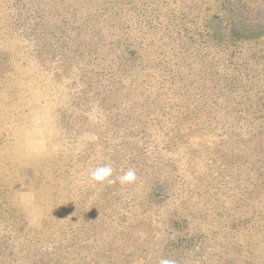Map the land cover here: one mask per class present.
Wrapping results in <instances>:
<instances>
[{
  "label": "rangeland",
  "instance_id": "1",
  "mask_svg": "<svg viewBox=\"0 0 264 264\" xmlns=\"http://www.w3.org/2000/svg\"><path fill=\"white\" fill-rule=\"evenodd\" d=\"M263 103L264 0H0V264H264Z\"/></svg>",
  "mask_w": 264,
  "mask_h": 264
},
{
  "label": "clouds",
  "instance_id": "2",
  "mask_svg": "<svg viewBox=\"0 0 264 264\" xmlns=\"http://www.w3.org/2000/svg\"><path fill=\"white\" fill-rule=\"evenodd\" d=\"M90 179L97 184H108L113 185L117 183V181L121 185H130L136 182L137 175L134 169H128L118 177H113V169L110 165H105L96 168L90 173ZM54 219V218H53ZM159 264H175V261L163 258L159 261Z\"/></svg>",
  "mask_w": 264,
  "mask_h": 264
},
{
  "label": "trees",
  "instance_id": "3",
  "mask_svg": "<svg viewBox=\"0 0 264 264\" xmlns=\"http://www.w3.org/2000/svg\"><path fill=\"white\" fill-rule=\"evenodd\" d=\"M263 105H264V103L262 104V106ZM247 112H249V111H247ZM253 123H254L253 120L252 121H249L248 124H245V123L244 124H237L236 123L237 124L236 125V124L229 123V124L224 125V127H226V129L228 131H230L231 133H233L232 132V127L233 126L236 127L237 130H239L240 132H242V130H244V132H245V134L247 135L248 138H250L249 136L255 137L257 135H260L261 133L264 134V129L261 128L262 125L261 126L260 125L257 126V124L254 125ZM259 128H261V129H259ZM249 133H250V135H249ZM258 137H260V136H258ZM248 140H251V139H248Z\"/></svg>",
  "mask_w": 264,
  "mask_h": 264
}]
</instances>
